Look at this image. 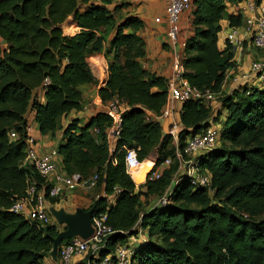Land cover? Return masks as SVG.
<instances>
[{"label": "trees", "instance_id": "obj_1", "mask_svg": "<svg viewBox=\"0 0 264 264\" xmlns=\"http://www.w3.org/2000/svg\"><path fill=\"white\" fill-rule=\"evenodd\" d=\"M241 1L192 0L182 14L192 29L185 40L180 38L181 76L192 86L218 93L221 103L214 114L212 103L188 99L175 113L182 126L181 151L188 137L208 127L218 130L215 146L196 157L200 171L210 175V186L203 187L178 172L176 148L156 119L169 80L144 65V23L127 13L126 2L0 0V264H43L51 259L53 238L63 229L8 210L31 182L44 188L48 205L58 201L46 194L44 179L24 161L29 109L41 134L62 130L57 152L66 173L98 175L96 187L102 192L82 208L92 215L106 213L116 230L97 258L87 253L77 264L100 263L113 255L116 244L127 243L130 264H264V73L258 85L222 91L226 74L236 67L234 48L222 34L243 24L236 9ZM68 18L76 28L72 34L62 28ZM98 54L107 63L98 96L102 103L118 99L127 107L112 146L106 138L111 119L103 110L86 121L73 117L61 123L82 110V88L97 83L89 59ZM126 147L136 148L140 161L154 160L148 174L161 168L159 177L136 185L126 172ZM167 158L171 163L162 166ZM115 187L119 192L114 193ZM167 189L164 205L148 202ZM132 235L135 240L129 243Z\"/></svg>", "mask_w": 264, "mask_h": 264}, {"label": "built area", "instance_id": "obj_2", "mask_svg": "<svg viewBox=\"0 0 264 264\" xmlns=\"http://www.w3.org/2000/svg\"><path fill=\"white\" fill-rule=\"evenodd\" d=\"M192 7V0H166L164 11V21L166 25V37L168 45L172 51L173 74L168 81L166 103L159 118H170L167 134L171 137V144L176 148L175 159L178 161V172L184 174L194 186H210V175L201 172L198 167L196 157L207 150L212 149L216 144L218 130L215 127H208L202 133L190 136L186 139L185 145L181 150L178 149V134L182 129L181 124L175 116L174 104L188 99L200 100L205 103H213L218 98V93L209 89H199L192 86L181 76L183 67L181 63V50L184 41L180 39V25L183 12L189 11ZM236 9L243 14V24L240 26L227 27L224 30V41L234 48L235 53H241L245 44L249 43L256 49H264V0H242L237 4ZM162 17L158 16L155 21L159 22ZM90 63V62H89ZM257 74L262 79L264 73V59L255 60L250 63L248 74ZM102 110L111 119V125L106 129V138L109 142L110 137L116 138L120 131L122 113L127 109L126 105L118 99L108 100L102 103ZM97 133L98 129L93 128ZM10 137H16L15 132L10 133ZM26 149L25 162H30L34 169L44 179L48 186L46 194L49 197H60L65 190L80 188L88 191L93 189L98 181L96 173L81 177L78 173L68 174L60 165L57 149L40 153L37 150V140L32 127L26 126ZM111 146V145H110ZM112 147H110L111 150ZM148 160V159H146ZM152 165L154 164V160ZM145 161V160H144ZM137 157L136 148L124 149V163L127 174L133 178V172L137 170L141 163ZM171 158H167L162 166H168ZM161 168H157L151 174L148 172L145 179H155L160 175ZM119 192V188H114V193ZM170 190H166L155 200V205H164L168 200ZM9 211L22 213L30 220H34L40 225L54 222L48 211V204L44 197V188H37L34 182L27 185L24 194L15 199L8 209ZM92 234L88 239L72 237L67 242L59 246L57 261L52 259L45 260L43 264H77L87 253L95 258L98 257L100 249L104 248L109 237L116 232L107 222V215L104 212L96 213L91 216ZM122 233H126L121 231ZM137 236L143 238V233L138 230ZM136 235L128 238L129 243L135 240ZM132 249L127 244H116L113 255L105 256L100 264H130Z\"/></svg>", "mask_w": 264, "mask_h": 264}, {"label": "crops", "instance_id": "obj_3", "mask_svg": "<svg viewBox=\"0 0 264 264\" xmlns=\"http://www.w3.org/2000/svg\"><path fill=\"white\" fill-rule=\"evenodd\" d=\"M119 1L126 2L127 13L137 15L139 18L142 19L144 23V27L140 31V35L145 41L146 51H147L146 61L144 62V65L150 71L162 75L168 78L169 80L173 74V67H172V51L167 42L166 25L164 21L166 0H119ZM158 16L162 17V19L159 22L155 21V18ZM69 19L71 18H68L67 20ZM191 29L192 28L190 24V19L189 17H187L186 14H184L181 18L180 38H182V40H185V38L191 33ZM244 50H245L244 54L242 52L234 53L236 67L230 69L226 74V79L222 84V91L225 93H229L232 89L236 88L239 85L246 84L250 86V85L259 84L258 75L254 76V74L252 73L249 74L250 76L248 77H244L243 75L248 74L250 60L253 59L254 56H258L261 50H256L249 43L245 44ZM248 50L249 52L246 53V51ZM261 58L264 59V57ZM90 59H93L90 66H91L92 74L96 78L97 83L84 86L82 88L84 93L83 94L84 106L82 110L72 112L68 115L67 118H63L61 120V123L63 125H65L68 122V120L73 117L80 118L82 121H86L97 111L102 110L101 99L97 94V90L99 86L104 85L105 80L107 78V63L102 54L92 56L90 57ZM100 68L102 69L101 75H100ZM93 69H96L95 71L99 72V76H97V74L94 73ZM39 100L42 102L43 97L40 96ZM180 109H181V103L176 102L174 104L175 113L178 114ZM220 109H221V105L218 106V110ZM34 114H35L34 110L29 109L26 113V118L28 124L32 127L33 133L36 137L37 150L40 153H45L50 151L51 149H55V148L57 149L62 139V130L60 129L56 131L53 135L41 134L34 121ZM156 119L160 121L162 126V131L167 134V128L170 123V118H159L158 116ZM114 140H115L114 137H110L109 142L112 144ZM152 166L153 165L151 162L148 171ZM99 192L102 191L100 190L98 191L96 186L88 191L82 190L80 188H76L74 190H65L63 194H61V196L58 197V201L52 206H55L57 208L63 207L66 209V211L73 212L77 207L86 208L87 206H89L91 201L98 196ZM49 206L51 205H48V207ZM54 223L56 224L55 220ZM81 259L79 261H81ZM45 260H49V259L46 258L44 259V261ZM95 264H100V263H95Z\"/></svg>", "mask_w": 264, "mask_h": 264}, {"label": "water", "instance_id": "obj_4", "mask_svg": "<svg viewBox=\"0 0 264 264\" xmlns=\"http://www.w3.org/2000/svg\"><path fill=\"white\" fill-rule=\"evenodd\" d=\"M66 26L73 25L71 19L64 22ZM151 169V168H150ZM133 179V178H132ZM136 185L142 183H137L133 179ZM48 211L51 214L52 218L55 220L57 225H62L61 229L57 235L53 238L52 249L50 250L51 259L57 261V252L60 244L69 240L72 237H80L82 239H88L92 234L91 226V216L92 210H84L82 207H77L73 212L66 211L63 207L49 206Z\"/></svg>", "mask_w": 264, "mask_h": 264}, {"label": "rangeland", "instance_id": "obj_5", "mask_svg": "<svg viewBox=\"0 0 264 264\" xmlns=\"http://www.w3.org/2000/svg\"><path fill=\"white\" fill-rule=\"evenodd\" d=\"M62 28H63L64 33H66V34L72 33V32H74L76 30V28L73 25H71L70 27H68L64 23L62 24ZM222 36H224V35L222 34ZM244 51L245 50L242 51L243 54L245 53ZM247 52H249V50L246 51V53ZM261 57H264V49L261 50V52H259L258 56H254L253 59L250 60V63L252 62V60L253 61H255V60H262L263 58H261ZM92 60L93 59H89L90 64L92 63ZM250 63H249V66H250ZM95 70L96 69H93L94 73L97 74V76H99V72H97ZM101 74H102V69L100 68V75ZM211 105H212V109L214 111V114H218L217 113L218 106L221 105L220 100L217 98L216 101L213 102ZM217 145H219V143H217ZM148 160H150V159H148ZM143 181H144V179H143ZM148 202H150V203L152 202L153 203L155 201L154 200H152V201L149 200ZM147 204H149V203H147ZM60 226H62V225H60ZM83 259L85 260L86 258H82L81 260H83Z\"/></svg>", "mask_w": 264, "mask_h": 264}, {"label": "bare ground", "instance_id": "obj_6", "mask_svg": "<svg viewBox=\"0 0 264 264\" xmlns=\"http://www.w3.org/2000/svg\"><path fill=\"white\" fill-rule=\"evenodd\" d=\"M151 160H145L140 167L133 172V179L137 182H143V179H145L146 172L148 171V168L151 165Z\"/></svg>", "mask_w": 264, "mask_h": 264}, {"label": "clouds", "instance_id": "obj_7", "mask_svg": "<svg viewBox=\"0 0 264 264\" xmlns=\"http://www.w3.org/2000/svg\"><path fill=\"white\" fill-rule=\"evenodd\" d=\"M152 168V167H151ZM149 172V171H148ZM144 182V181H143Z\"/></svg>", "mask_w": 264, "mask_h": 264}]
</instances>
